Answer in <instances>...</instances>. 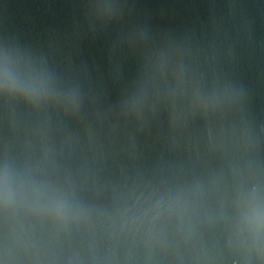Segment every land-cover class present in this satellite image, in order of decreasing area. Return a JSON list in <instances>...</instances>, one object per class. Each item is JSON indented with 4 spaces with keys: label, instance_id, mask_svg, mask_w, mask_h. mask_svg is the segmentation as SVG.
Instances as JSON below:
<instances>
[{
    "label": "water",
    "instance_id": "water-1",
    "mask_svg": "<svg viewBox=\"0 0 264 264\" xmlns=\"http://www.w3.org/2000/svg\"><path fill=\"white\" fill-rule=\"evenodd\" d=\"M0 264H264V0H0Z\"/></svg>",
    "mask_w": 264,
    "mask_h": 264
}]
</instances>
